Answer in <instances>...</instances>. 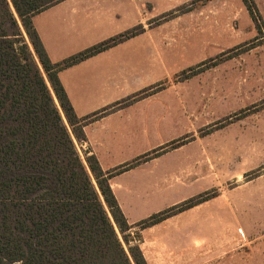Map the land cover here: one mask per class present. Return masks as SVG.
I'll return each mask as SVG.
<instances>
[{
	"label": "rangeland",
	"instance_id": "rangeland-1",
	"mask_svg": "<svg viewBox=\"0 0 264 264\" xmlns=\"http://www.w3.org/2000/svg\"><path fill=\"white\" fill-rule=\"evenodd\" d=\"M130 1L140 5L137 23L119 35L151 33L152 48L167 53L173 63L171 73L132 98L158 94L173 99L163 113L168 118L166 135L159 134L158 140L179 135L162 148L189 147L183 157L193 159L190 168L194 169L190 180L177 182L198 184V194L188 200L216 193L214 199L181 216L182 224L191 227L202 222L199 231L204 232L195 243L199 249L184 264H264V0H253L261 17L259 28L241 0ZM51 96L67 126L52 92ZM67 130L71 135L68 126ZM71 139L85 164L89 155ZM180 158L181 153L165 155L156 172L166 169L167 177ZM242 228L247 236L239 232ZM135 231L125 233L133 240L131 246L137 244Z\"/></svg>",
	"mask_w": 264,
	"mask_h": 264
},
{
	"label": "trees",
	"instance_id": "trees-1",
	"mask_svg": "<svg viewBox=\"0 0 264 264\" xmlns=\"http://www.w3.org/2000/svg\"><path fill=\"white\" fill-rule=\"evenodd\" d=\"M60 1L0 0V264H146L138 245L131 246L133 240L125 235L131 227L108 181L147 158L107 173L92 155L84 164L71 136L81 144L82 127L97 114L77 118L57 78L64 68L126 40L130 33L52 64L32 18ZM241 1L259 28L261 17L253 0ZM215 196L199 195L135 226H152Z\"/></svg>",
	"mask_w": 264,
	"mask_h": 264
},
{
	"label": "crops",
	"instance_id": "crops-1",
	"mask_svg": "<svg viewBox=\"0 0 264 264\" xmlns=\"http://www.w3.org/2000/svg\"><path fill=\"white\" fill-rule=\"evenodd\" d=\"M139 9L140 5L130 0H63L36 14L32 25L49 61L56 64L117 37L137 23ZM151 40V33L129 37L64 68L57 78L77 118L97 114L82 127L84 141L79 146L83 153L96 158L104 173L147 158L108 181L130 230L136 229L135 242L145 263L184 264L199 249L195 243L204 232L199 231L202 222L191 227L182 224L181 216L191 214L216 196L152 226H135L199 192L197 183L177 182L192 177L193 159L183 157L189 147L164 151L155 157L149 155L179 136L158 140L159 134L166 135L168 118L163 113L168 111V104L173 105V99L158 94L132 98L173 70L167 53L152 48ZM171 108L172 118L175 110ZM176 117L179 119L180 115ZM180 128L183 130V126ZM178 153L181 158L171 174L166 177V169L161 174L156 172V164L165 155ZM188 190L191 194H187ZM196 227V233H191V228ZM239 232L247 236L243 228Z\"/></svg>",
	"mask_w": 264,
	"mask_h": 264
}]
</instances>
